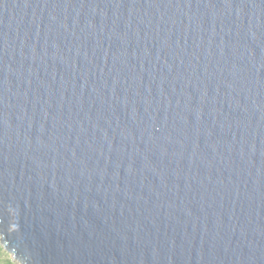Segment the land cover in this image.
Here are the masks:
<instances>
[{
	"label": "water",
	"instance_id": "95a60500",
	"mask_svg": "<svg viewBox=\"0 0 264 264\" xmlns=\"http://www.w3.org/2000/svg\"><path fill=\"white\" fill-rule=\"evenodd\" d=\"M0 242L264 264V0H0Z\"/></svg>",
	"mask_w": 264,
	"mask_h": 264
},
{
	"label": "rangeland",
	"instance_id": "374dc122",
	"mask_svg": "<svg viewBox=\"0 0 264 264\" xmlns=\"http://www.w3.org/2000/svg\"><path fill=\"white\" fill-rule=\"evenodd\" d=\"M0 264H20L18 261L12 258L6 250L3 249L0 242Z\"/></svg>",
	"mask_w": 264,
	"mask_h": 264
}]
</instances>
